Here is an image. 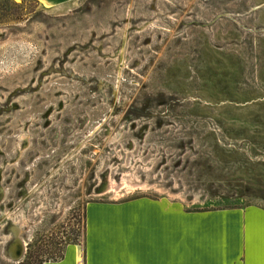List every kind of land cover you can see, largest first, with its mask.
<instances>
[{
	"label": "rangeland",
	"instance_id": "rangeland-1",
	"mask_svg": "<svg viewBox=\"0 0 264 264\" xmlns=\"http://www.w3.org/2000/svg\"><path fill=\"white\" fill-rule=\"evenodd\" d=\"M13 2L0 264L83 245L90 204L264 209V0Z\"/></svg>",
	"mask_w": 264,
	"mask_h": 264
},
{
	"label": "crops",
	"instance_id": "crops-1",
	"mask_svg": "<svg viewBox=\"0 0 264 264\" xmlns=\"http://www.w3.org/2000/svg\"><path fill=\"white\" fill-rule=\"evenodd\" d=\"M43 264H264V209L187 211L164 199L90 204L83 245Z\"/></svg>",
	"mask_w": 264,
	"mask_h": 264
},
{
	"label": "trees",
	"instance_id": "trees-1",
	"mask_svg": "<svg viewBox=\"0 0 264 264\" xmlns=\"http://www.w3.org/2000/svg\"><path fill=\"white\" fill-rule=\"evenodd\" d=\"M13 1H15V0H2L1 2H3V3H6V4H4V6H0V17H7L8 16V14L9 15H12V16H16V20H20L21 18V14L19 13H12L11 11L13 10V9H11V7L9 6L10 4H13L14 6H17V4H15ZM30 1H32V0H30ZM0 23H1V18H0ZM62 258V257H61Z\"/></svg>",
	"mask_w": 264,
	"mask_h": 264
},
{
	"label": "bare ground",
	"instance_id": "bare-ground-1",
	"mask_svg": "<svg viewBox=\"0 0 264 264\" xmlns=\"http://www.w3.org/2000/svg\"><path fill=\"white\" fill-rule=\"evenodd\" d=\"M17 256H19V255H17Z\"/></svg>",
	"mask_w": 264,
	"mask_h": 264
}]
</instances>
